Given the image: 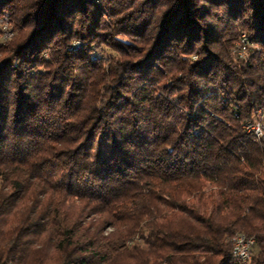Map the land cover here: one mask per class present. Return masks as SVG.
Wrapping results in <instances>:
<instances>
[{
  "label": "trees",
  "instance_id": "16d2710c",
  "mask_svg": "<svg viewBox=\"0 0 264 264\" xmlns=\"http://www.w3.org/2000/svg\"><path fill=\"white\" fill-rule=\"evenodd\" d=\"M1 15L19 33L0 44V264H236L237 232L264 264V136L245 127L264 110V0Z\"/></svg>",
  "mask_w": 264,
  "mask_h": 264
},
{
  "label": "rangeland",
  "instance_id": "374dc122",
  "mask_svg": "<svg viewBox=\"0 0 264 264\" xmlns=\"http://www.w3.org/2000/svg\"><path fill=\"white\" fill-rule=\"evenodd\" d=\"M18 29L15 27V25L11 22V20L9 19V17L7 16H0V44H7L10 41H12L13 39H15L18 36ZM241 33L242 31L240 30V32L238 33V37L236 39V41H234L233 44V54L237 55V42L239 40V38H241ZM249 35V34H248ZM88 43L86 41H83L82 39H73L71 42V46L79 49L82 48L83 46H86ZM91 48H92V52L91 55L93 57V59H98V58H108L110 55L115 54V52L108 48L105 45H97L96 43H92L91 44ZM253 48H255V45L250 41L249 47H246V52H243V59H249ZM247 53V54H246ZM46 56L48 55V53H45ZM239 55V54H238ZM241 57V56H240ZM264 117V110L263 109H259L256 113V115L254 116V118L252 120H259L262 119Z\"/></svg>",
  "mask_w": 264,
  "mask_h": 264
},
{
  "label": "built area",
  "instance_id": "2783aa9c",
  "mask_svg": "<svg viewBox=\"0 0 264 264\" xmlns=\"http://www.w3.org/2000/svg\"><path fill=\"white\" fill-rule=\"evenodd\" d=\"M250 44V37L247 32L242 31L241 38H239L237 42V52L239 56L243 57L242 55V47H249ZM245 127L247 131L251 132V130H260L262 136H264V125H263V118L259 120H249ZM255 243V239L251 242H243L241 246L236 247V264L239 263V257H246L247 262H252L253 259V246Z\"/></svg>",
  "mask_w": 264,
  "mask_h": 264
},
{
  "label": "bare ground",
  "instance_id": "6f19581e",
  "mask_svg": "<svg viewBox=\"0 0 264 264\" xmlns=\"http://www.w3.org/2000/svg\"><path fill=\"white\" fill-rule=\"evenodd\" d=\"M243 52L244 53L246 52V47H242V55H243ZM263 125H264V117H263ZM251 132L255 133L259 137L262 136V133H261L260 130H251ZM253 239H254L253 237H248L245 234L240 233V232H237L233 236V239H232V253H233V256L235 258V262H236V252H235L236 251V247L237 246H241V244L243 242H251ZM239 263L240 264L247 263L246 257H239Z\"/></svg>",
  "mask_w": 264,
  "mask_h": 264
}]
</instances>
